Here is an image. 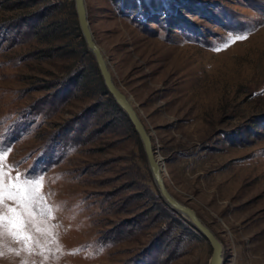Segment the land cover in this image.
Returning a JSON list of instances; mask_svg holds the SVG:
<instances>
[{
	"label": "rangeland",
	"instance_id": "1",
	"mask_svg": "<svg viewBox=\"0 0 264 264\" xmlns=\"http://www.w3.org/2000/svg\"><path fill=\"white\" fill-rule=\"evenodd\" d=\"M84 4L168 192L213 233L222 264H264V0ZM75 21L73 0H0V148L12 149L0 211L25 195L35 209L31 253L5 236L0 264H209ZM237 34L247 38L213 50ZM26 174L42 183L23 185Z\"/></svg>",
	"mask_w": 264,
	"mask_h": 264
},
{
	"label": "water",
	"instance_id": "2",
	"mask_svg": "<svg viewBox=\"0 0 264 264\" xmlns=\"http://www.w3.org/2000/svg\"><path fill=\"white\" fill-rule=\"evenodd\" d=\"M74 8L77 18V23L80 29L83 41L92 54L99 75L101 77L102 83L105 87L107 94H109L115 104L125 113L131 122L133 129L139 136L144 153L146 155V160L151 171L154 183L158 189L160 195L165 200V202L170 205L175 211L179 212L187 218L191 225L205 238L211 248V254L209 257V264H222L221 258V244L215 238L213 233L197 218L195 212L179 203L175 198L168 192L164 184V180L161 174L160 166L162 163L156 157L155 151L152 146L150 135L148 134L146 128L144 127L142 121L140 120L131 100L122 93L118 87L115 85L108 63L100 49L92 37V32L90 30L89 21L86 13V8L84 0H73Z\"/></svg>",
	"mask_w": 264,
	"mask_h": 264
},
{
	"label": "snow or ice",
	"instance_id": "3",
	"mask_svg": "<svg viewBox=\"0 0 264 264\" xmlns=\"http://www.w3.org/2000/svg\"><path fill=\"white\" fill-rule=\"evenodd\" d=\"M247 38L246 34H237L230 36L229 40L224 43H221L218 47L214 48V51H220L221 49H225L229 46V44L235 41H243ZM11 147H7L6 149L0 148V208L4 205V186L6 183L5 175H4V167H5V159L8 157L9 153L11 152ZM17 180H20L19 175L16 177ZM11 183V182H9ZM21 183L25 186H34L40 185L42 183L41 179H33L31 175L26 174V178L21 181ZM14 188H16V192L19 193L23 191L19 188L18 185L13 184ZM13 193H9L8 199L12 200L15 204ZM29 199L26 195L22 197L21 203L18 205L9 207L7 211L12 215L7 216L0 211V248L3 247V240L5 236L15 240L17 243L23 245V250L28 251L31 253V247L29 242L33 241V236L30 232V227L33 225V218L35 209L33 208L31 211L29 210L28 206L24 203L25 200ZM19 209H23L20 211ZM53 208H49V211H53ZM27 217V218H26ZM39 231V229H37ZM20 251H15V255L17 257L20 256ZM4 256V252L0 251V258ZM22 264H26V262L22 261Z\"/></svg>",
	"mask_w": 264,
	"mask_h": 264
},
{
	"label": "trees",
	"instance_id": "4",
	"mask_svg": "<svg viewBox=\"0 0 264 264\" xmlns=\"http://www.w3.org/2000/svg\"><path fill=\"white\" fill-rule=\"evenodd\" d=\"M74 23H75V28L78 30V26H77L76 21ZM78 32H79V35H80V31L79 30H78ZM83 46H84V43H83ZM96 67H95V69H97ZM95 71H97L96 73H98V70H95ZM103 88H104L103 93L106 94V96H107L108 100L110 101V103L112 104V106L121 113V115L123 116V118H124V120L126 122H130L128 117L125 115V113L115 104V102L113 101L112 97L109 94H107L104 86H103Z\"/></svg>",
	"mask_w": 264,
	"mask_h": 264
},
{
	"label": "bare ground",
	"instance_id": "5",
	"mask_svg": "<svg viewBox=\"0 0 264 264\" xmlns=\"http://www.w3.org/2000/svg\"><path fill=\"white\" fill-rule=\"evenodd\" d=\"M160 168H161V174H162V176H163V175H164V171H165V169L163 168L162 165L160 166Z\"/></svg>",
	"mask_w": 264,
	"mask_h": 264
}]
</instances>
